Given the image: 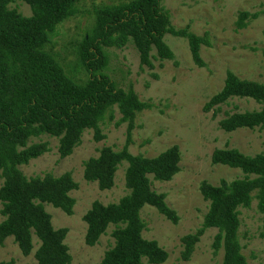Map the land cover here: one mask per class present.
Instances as JSON below:
<instances>
[{
	"label": "trees",
	"instance_id": "1",
	"mask_svg": "<svg viewBox=\"0 0 264 264\" xmlns=\"http://www.w3.org/2000/svg\"><path fill=\"white\" fill-rule=\"evenodd\" d=\"M12 0H0V245L12 237L20 252L27 256L33 249V236L38 240L34 252L37 264H69L71 255L64 243L67 228L52 226L51 215L44 204L71 215L75 200L69 192L77 189L70 172L58 176L46 172L27 177L22 165L49 150L47 142L28 144L32 138L47 135L58 139L60 158L70 155L81 141L85 130L93 131V139L105 138L100 124L117 108L121 122L127 123V141L120 150L109 146L99 149L96 157L83 163V177L95 182L99 190L114 184L115 172L122 163L127 193L117 202L103 204L93 201L83 216L86 223L84 243L94 246L112 225L113 245L103 254L99 264H161L168 254L157 241L142 236L145 223L140 211L145 205L154 207L172 223L178 216L165 201V194L152 189V181H169L179 172L180 149L171 145L154 157L133 155L128 151L129 134L136 114L149 107L139 99L133 88L117 87L104 72L105 48H123L132 42L141 65L153 68L152 60L172 59L173 52L165 43V34L186 38L192 61L204 66L200 46H210L207 32L193 34L187 27L174 29L161 0H126L103 5L96 10L91 30L77 47V59L87 78L73 79L46 49L57 26L75 11L78 0H22L31 9L24 16L9 8ZM257 13L240 12L239 29ZM155 50V55L151 54ZM161 65V63H160ZM251 99L258 109L225 112L218 121L225 132L240 128H264V83L241 79L226 72L222 88L203 105L205 112L215 114L229 99ZM211 163L239 169L241 177L220 179L213 185L199 183V192L208 202L201 225L181 237V260H189L196 243L209 228L216 234L214 254L222 250L219 264H248L238 239L239 209L249 208L253 200L261 216L264 236V153L246 155L237 148H215ZM151 177V178H150ZM0 264H14L13 259ZM216 264V263H213Z\"/></svg>",
	"mask_w": 264,
	"mask_h": 264
},
{
	"label": "rangeland",
	"instance_id": "2",
	"mask_svg": "<svg viewBox=\"0 0 264 264\" xmlns=\"http://www.w3.org/2000/svg\"><path fill=\"white\" fill-rule=\"evenodd\" d=\"M123 1L126 0H78L74 13L57 26L46 49L55 55L73 79L84 81L87 78L77 59V47L91 30L96 10ZM161 5L174 29L187 27L199 36L205 32L209 34L211 45L200 46L204 66L198 67L192 61L186 38L167 33L164 41L173 52L172 59L161 62L153 59V68L141 65L136 48L128 42L123 48H105L107 62L104 72L117 87L127 89L131 86L139 99L149 104L136 114L129 134L128 151L133 155L154 157L171 145H177L181 153L179 172L169 181L153 180L151 184L154 191L165 194L166 204L175 210L178 221L174 224L154 207L145 205L140 211L145 223L142 236L157 241L167 252L168 257L161 264H219L222 250L214 254L212 248L215 228L204 232L187 261L180 258L183 249L180 239L194 232L207 212L208 202L199 192V183L206 180L216 185L220 179L230 181L242 176L239 169L212 164L213 149L237 148L246 155L264 153V128L225 132L218 125L225 112L258 109L259 105L251 99L233 97L215 114L212 110L203 111L202 107L222 88L227 71L241 79L264 83V0H161ZM9 8L24 16L31 15L29 5L22 0H12ZM244 11L257 13V16L238 29V14ZM151 54L155 55L154 49ZM120 118L114 107L112 117L107 114L100 124L105 138L95 141L93 131L85 130L79 145L65 158L59 156L57 138L42 135L28 142H47L49 150L22 165L20 169L24 175L42 176L49 172L58 176L68 171L77 183V189L69 192L75 200L71 215L44 204L46 212L51 215L52 226L68 230L64 243L71 255L69 264H99L104 252L113 245L112 225L94 246L86 245L83 216L93 201L114 203L127 193L123 178L126 163L118 167L114 184L108 190H99L95 182L84 179L83 163L96 157L103 146L113 150L124 146L127 123L121 122ZM2 181L0 177V186ZM255 205L253 200L249 208L239 209L238 239L248 264H264V236L260 235L262 221ZM2 219L0 213V221ZM32 241L31 253L24 256L13 238H6L0 245V261L13 259L14 264H37L34 252L39 243L35 236Z\"/></svg>",
	"mask_w": 264,
	"mask_h": 264
}]
</instances>
